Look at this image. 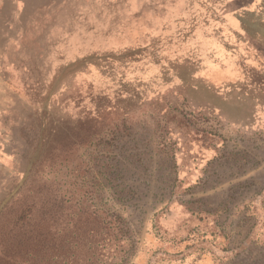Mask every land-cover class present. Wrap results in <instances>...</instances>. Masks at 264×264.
<instances>
[{"label": "rangeland", "instance_id": "rangeland-1", "mask_svg": "<svg viewBox=\"0 0 264 264\" xmlns=\"http://www.w3.org/2000/svg\"><path fill=\"white\" fill-rule=\"evenodd\" d=\"M32 204L83 264H264V0H0V251Z\"/></svg>", "mask_w": 264, "mask_h": 264}, {"label": "trees", "instance_id": "trees-1", "mask_svg": "<svg viewBox=\"0 0 264 264\" xmlns=\"http://www.w3.org/2000/svg\"><path fill=\"white\" fill-rule=\"evenodd\" d=\"M38 209L32 204L16 217L0 251V264H83L67 256L65 240L59 248L54 246L49 211L39 222ZM104 257L110 259L101 253L96 261L86 259V264H105Z\"/></svg>", "mask_w": 264, "mask_h": 264}]
</instances>
